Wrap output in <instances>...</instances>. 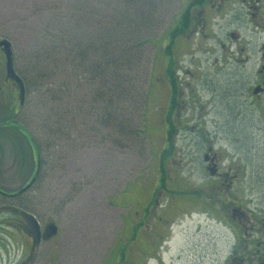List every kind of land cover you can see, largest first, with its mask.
<instances>
[{
    "label": "rangeland",
    "instance_id": "374dc122",
    "mask_svg": "<svg viewBox=\"0 0 264 264\" xmlns=\"http://www.w3.org/2000/svg\"><path fill=\"white\" fill-rule=\"evenodd\" d=\"M108 1L112 0H0V38L12 43L21 71L48 34L58 33L64 26L71 29L77 19L86 26L87 15L95 17L109 10ZM148 1L143 9L152 12L153 41L158 47L147 45L150 58L155 57L152 84L145 89L149 91L148 148L144 152L130 150V142L121 147L119 142L104 140L103 136L81 137L67 158L60 148H49L40 181L22 201L33 202L31 211L42 229L55 222L59 232L42 241L34 257L27 258L31 233L17 229L21 208L1 193L19 190L30 180L33 169L23 170L12 136L3 132L12 125L0 126V264H132L144 250L145 264H159L161 256L167 264H210L214 239L220 245L228 231L211 219V187L204 154L214 139H218L217 146L227 149L223 171L232 164L241 167L243 180L237 187L244 181L264 187V142L259 133L240 121L244 116L233 117L237 122L232 127L222 125L233 116L224 111L223 102L227 107L225 101L231 96L227 97L224 90L232 88L233 92L236 84L232 76L241 69L235 65L232 71L227 68L229 58L225 52L216 61L209 42L195 36L177 46L185 126L177 133L174 154L167 161L166 183L171 193L160 189L158 157L167 146L162 107L169 94L168 86L161 81L166 60L168 64L162 52L164 31L177 22L185 0ZM220 23L215 28L218 35L226 29L224 18ZM5 71L3 64L0 80L5 78ZM36 96L31 89L29 99L35 100ZM14 98L8 97V110L18 104L17 92ZM26 131L44 137L41 141L45 145L49 143L44 128L31 123ZM33 154L37 156L35 149ZM256 164L262 167L258 171L263 182L250 175ZM35 166L36 162L29 167Z\"/></svg>",
    "mask_w": 264,
    "mask_h": 264
},
{
    "label": "trees",
    "instance_id": "16d2710c",
    "mask_svg": "<svg viewBox=\"0 0 264 264\" xmlns=\"http://www.w3.org/2000/svg\"><path fill=\"white\" fill-rule=\"evenodd\" d=\"M148 2L108 1L109 10L96 13L95 17L87 15L84 19L86 26L77 19L71 29L64 26L62 31L48 34L40 47L35 48L25 69L19 70L16 59L26 98L15 117L16 125L3 132L12 136L18 159L24 163L23 170L33 169L30 180L22 187L32 179L34 181L21 194L0 193L20 207L18 211L33 214L30 206L33 202L23 203L22 198L33 192L40 181L52 146L63 150L66 158L84 136H103L104 140L119 142L121 147H127V142H130V150L135 148L140 152L148 148L150 134L146 111L149 91L146 93L145 89L148 83L152 84L155 57L150 58L147 45L156 44L152 35V12L143 9ZM171 67L170 64L168 76L172 106L167 115H163L168 122L167 146L158 157L160 189L168 192L167 161L174 154L173 147L179 132L174 114L179 87ZM31 89L37 94L35 100L29 99ZM31 123L45 129V134L49 135L47 145L41 141L44 137L27 134L26 127ZM56 140L61 141L58 143ZM68 144V150L62 148ZM34 149L37 156L33 154ZM35 162L34 168L29 167ZM37 163L39 171L36 174Z\"/></svg>",
    "mask_w": 264,
    "mask_h": 264
},
{
    "label": "flooded vegetation",
    "instance_id": "af4514ba",
    "mask_svg": "<svg viewBox=\"0 0 264 264\" xmlns=\"http://www.w3.org/2000/svg\"><path fill=\"white\" fill-rule=\"evenodd\" d=\"M225 20V31L218 35L215 30L219 26L220 20ZM195 36H199L200 41L209 42L210 52L215 53L216 61L222 59L225 52L229 61H221L228 64L231 71L233 66H238L241 70L232 76L236 84L235 89L228 88L226 96L228 99L224 105V111H229L230 119H225L223 126H234L237 122L233 117L244 116L240 121L246 123L248 129L258 132L264 142V0H185L184 7L178 17L177 22L168 26L164 31L163 55L168 59V64L164 65V73L161 81L168 86V98L165 101V115L172 106L171 85L168 76L170 64L175 72V79H181L179 75V56L177 46L189 42ZM221 50V51H219ZM218 56V57H217ZM15 69L17 71L16 57L14 53ZM5 64L6 56L0 48V69ZM225 64V65H226ZM170 69V70H171ZM6 72V71H5ZM190 71H188L189 73ZM0 126L16 125L15 117L21 111L17 84L7 77L0 80ZM179 87V86H178ZM180 90V88H178ZM9 90V92H8ZM17 92L18 104L12 110H8L7 99H15ZM5 98V102H4ZM176 126L180 130L184 129L185 123L181 117V110L185 103L180 95L175 99ZM9 111V112H8ZM4 112L6 116L4 118ZM3 118V119H2ZM164 120V119H163ZM174 121V122H175ZM168 125L167 119L164 120ZM220 125H217V127ZM219 128V127H218ZM218 139H214L209 145V149L204 154V167L209 173L210 208L213 212L211 219L225 228L227 234L222 237V242L217 245L216 238L213 243L210 264H264V187H256L252 182H240L241 167L234 166L233 161L226 171L224 169V157L227 149L217 146ZM236 161V160H235ZM254 169V166L252 167ZM262 169L256 164L255 170L250 175L256 181H262L258 170ZM247 172V171H246ZM246 172L244 174H246ZM245 175H243L244 177ZM263 182V181H262ZM264 184V182H263ZM240 192V194H238ZM24 212L19 211L17 219V229L21 232L31 233V248L27 256H33L37 252L32 251L33 229ZM216 224V223H215ZM156 245V243H155ZM146 251H141L138 259L132 264H145ZM142 256V258H140ZM26 261V260H25ZM159 264H167L161 257ZM26 264H30L27 262Z\"/></svg>",
    "mask_w": 264,
    "mask_h": 264
},
{
    "label": "water",
    "instance_id": "95a60500",
    "mask_svg": "<svg viewBox=\"0 0 264 264\" xmlns=\"http://www.w3.org/2000/svg\"><path fill=\"white\" fill-rule=\"evenodd\" d=\"M0 48L4 52L6 56V72H7V77L14 81L19 89V95L18 99L20 102V105H24L25 103V97H26V92H25V86L20 78V76L17 74L16 69H15V62H14V50L12 43L6 39L3 38L0 40ZM39 171V163H37V169H36V174ZM34 179L30 181L25 187L20 189L17 194H21L24 191H26L30 186L32 185ZM24 216L27 218L28 222L31 224L32 229H33V242H32V251H35V249L40 245L42 241H48L55 236L58 235L59 232V227L55 222H50L48 223L45 228L42 229L39 221L37 218L28 212H24Z\"/></svg>",
    "mask_w": 264,
    "mask_h": 264
}]
</instances>
